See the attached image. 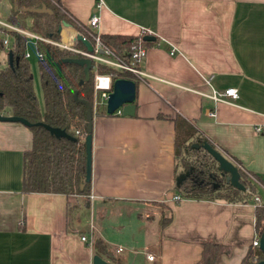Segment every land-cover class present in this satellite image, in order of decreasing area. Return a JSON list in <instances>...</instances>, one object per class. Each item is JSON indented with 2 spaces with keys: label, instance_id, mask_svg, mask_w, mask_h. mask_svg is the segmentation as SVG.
<instances>
[{
  "label": "crops",
  "instance_id": "obj_1",
  "mask_svg": "<svg viewBox=\"0 0 264 264\" xmlns=\"http://www.w3.org/2000/svg\"><path fill=\"white\" fill-rule=\"evenodd\" d=\"M59 2L84 24L95 0ZM101 2L98 34L153 36L139 62L146 77L134 81L133 114H91L89 189L70 223L64 194L21 190L31 132L0 120V264H91L93 238L110 264H194L206 239L229 246L218 264H238L254 234V205L264 204V0ZM210 86L235 87L237 96L214 102ZM175 115L247 172L248 198L180 196Z\"/></svg>",
  "mask_w": 264,
  "mask_h": 264
},
{
  "label": "trees",
  "instance_id": "obj_2",
  "mask_svg": "<svg viewBox=\"0 0 264 264\" xmlns=\"http://www.w3.org/2000/svg\"><path fill=\"white\" fill-rule=\"evenodd\" d=\"M8 1L11 3V9L6 16V21L26 31L57 40L59 35L56 28L65 23L81 33L85 32L84 26L62 9L59 0ZM40 5L47 7L50 12L28 10ZM4 34L10 37L9 50L12 61L8 65L6 52H4V61L0 66V113L20 116L30 122L28 128L31 132V144L23 151L21 160V190L64 194L66 221L70 223L77 205V196L86 195L89 189V179L84 180V106L72 98V91L75 90L77 98L87 101L91 114H106L103 106L95 108L92 106L93 72L108 73L111 79L125 77L135 81V78L127 71L96 63L89 68L88 79L79 83L78 80L83 79L81 66L62 62L57 72L45 57L38 58L36 67L42 97L40 109L32 90L26 58L22 57L25 36L13 30L0 28V53L3 52L1 39ZM99 38L114 52H121L136 38H139L143 45L149 42L142 40L140 34L102 33L99 34ZM34 44L43 55L47 53L50 61L77 56L75 53L40 40H36ZM38 121L61 128L74 138L55 137L35 123ZM172 123L175 167L177 161L181 171L191 167L189 175L178 185L174 184L175 190L181 197L222 199L228 202L249 197L246 190L253 191L254 182L247 177V172L242 170L234 159L229 158L237 168L238 180L244 186V190L237 189L224 180L225 174L217 170L215 161L199 146L202 141L208 142V140L201 136L188 121L175 115ZM192 143H197L198 147H193ZM212 179H218L219 182L213 186ZM166 220L167 217H163L160 223ZM263 228L264 204H255L253 231L255 234H260ZM200 246L199 257L194 264H218L220 256L229 251L228 245L211 239L201 241ZM91 248L95 254L108 257L112 261L105 244L99 238H93ZM262 258L260 250L249 245L238 264H254Z\"/></svg>",
  "mask_w": 264,
  "mask_h": 264
},
{
  "label": "built area",
  "instance_id": "obj_3",
  "mask_svg": "<svg viewBox=\"0 0 264 264\" xmlns=\"http://www.w3.org/2000/svg\"><path fill=\"white\" fill-rule=\"evenodd\" d=\"M101 0H95L93 6L94 9L90 12L89 16L85 20L84 24V33H81L74 29H69L67 26H60L58 31V39L51 40L49 38L39 36L35 33L26 31L22 28H16L14 25L10 24L9 22L0 18V28H5L9 30H13L22 35H28L29 37L33 38L34 43L36 40H40L52 45H55L59 48H63L68 50L72 53H75L77 56L86 57L90 60V67L94 66L96 63H103L108 66L114 67L118 70L127 71L132 77L137 79H145L146 74L141 70L139 67V62L143 59L145 55V46L140 42L139 38L131 41L128 46L123 49L121 52H114L109 46L104 44L100 38L99 34L95 31L98 16L95 12L96 8L101 5ZM68 28V29H67ZM69 30L66 33V37L63 38V30ZM80 34L81 39H76L75 35ZM140 35L149 34L147 30H142ZM7 34H4L1 39L2 49L4 52L9 50V42L7 40ZM81 40H87L91 46L90 50H87L85 46L82 44ZM22 57L27 58L28 53L24 50L22 51ZM37 57L43 58L44 55L42 52L37 50ZM111 77L110 74L105 72H93L92 76V106L95 108L96 106H103L105 98L107 96L108 91L110 90L111 86ZM208 83V80H205ZM209 98L212 99L214 102H231L237 96V92L235 87L229 86L222 89H216L210 86V91L206 94ZM119 112V110H116ZM212 114V112H209ZM77 132L76 130L74 131ZM171 198L178 199L177 195H172ZM254 201H258V197L256 195L253 196ZM259 234H253L250 245L257 247ZM81 240H84V236H80ZM120 247H117L119 250ZM145 257L147 260L151 261L153 259V254L146 252Z\"/></svg>",
  "mask_w": 264,
  "mask_h": 264
},
{
  "label": "water",
  "instance_id": "obj_4",
  "mask_svg": "<svg viewBox=\"0 0 264 264\" xmlns=\"http://www.w3.org/2000/svg\"><path fill=\"white\" fill-rule=\"evenodd\" d=\"M28 10L32 12H50V10L44 5H40L38 7H31V8H28ZM61 25L67 26L65 23H62ZM61 25L57 26L56 28L57 32L59 31ZM75 38L81 39L80 34L77 33L75 35ZM141 39L148 41V40H152L153 36L150 34H143L141 35ZM81 42L87 50L91 49V46L87 40H81ZM44 57L47 61H49L55 67L57 72H59V66L62 62H71V63H75L81 66L82 73H83V79H79L78 82L81 83L83 80L88 79V76H89L88 71L90 68V60L88 58L81 57V56L62 57L54 61H50L47 53L44 54ZM6 58H7L8 65H10L12 61V54L10 50L6 51ZM134 93H135V83L132 79L125 78V77L113 78L111 80L110 90L108 91L107 96L105 98L104 112L106 114H110L116 110H119V112L122 115H132L133 114ZM71 95L75 101L81 102L84 106V116H85V126H84L85 134L83 137L84 180H88L89 173H90V131H91L90 107L87 101L76 97L75 90L72 91ZM0 120L19 121L26 126L30 125V122H28L25 118L12 115V114H1L0 113ZM35 123L41 125L50 134L54 135L55 137H65L69 139L74 138L72 135L66 133L61 128H58L55 126H49L40 121L35 122ZM191 145L193 147H198L197 143H192ZM199 146L204 151H206L211 156V158L215 161L217 170L225 174L224 180L228 182V184H230L231 186L237 189L244 190V186L238 180L237 168L235 164L229 158L224 156L218 149H216L215 147H213L211 144H209L206 141H202L199 144ZM190 170H191V167H188L186 170L178 173L174 178L175 185H178L185 177H187L189 175ZM213 186H215V184H213ZM79 187H81V184H79ZM257 248L262 253L263 258L256 261L254 264H264V228L262 229V231L260 232L258 236ZM91 264H110V263H108L103 258H101L99 255L94 253L91 256Z\"/></svg>",
  "mask_w": 264,
  "mask_h": 264
},
{
  "label": "rangeland",
  "instance_id": "obj_5",
  "mask_svg": "<svg viewBox=\"0 0 264 264\" xmlns=\"http://www.w3.org/2000/svg\"><path fill=\"white\" fill-rule=\"evenodd\" d=\"M10 7H11V3L8 0H0V18H2L3 20L4 19L6 20V16L9 14L10 9H11ZM15 27L19 28L17 26H15ZM7 40L10 43V37L9 36H8ZM23 50L28 53V57L26 58V63H27L28 70H29V73L31 76V80H32V90H33V93L35 95L37 105L41 109L42 108V97H41V90H40V86H39L37 67H36L37 59H38L37 49L35 47L33 38L29 37L28 35H25V43H24ZM3 59H4V51L0 53V66L3 64V61H4ZM99 108H101V107H99ZM180 171H181V166L179 165V161H177L176 175L178 173H180ZM246 175L248 178H250L248 174H246ZM218 182H219L218 179H212V181H211L212 184H216ZM140 246L141 245H139V247ZM139 249H141V248H139Z\"/></svg>",
  "mask_w": 264,
  "mask_h": 264
}]
</instances>
